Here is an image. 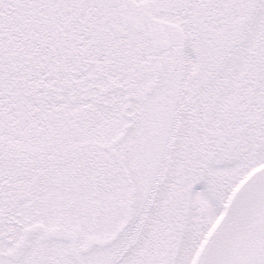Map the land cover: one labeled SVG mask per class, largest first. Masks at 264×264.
<instances>
[{"label": "snow or ice", "instance_id": "6c2138e0", "mask_svg": "<svg viewBox=\"0 0 264 264\" xmlns=\"http://www.w3.org/2000/svg\"><path fill=\"white\" fill-rule=\"evenodd\" d=\"M0 264H264V0H0Z\"/></svg>", "mask_w": 264, "mask_h": 264}]
</instances>
